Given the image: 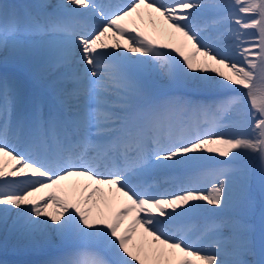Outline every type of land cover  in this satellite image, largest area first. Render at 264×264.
<instances>
[{
    "label": "snow or ice",
    "instance_id": "obj_1",
    "mask_svg": "<svg viewBox=\"0 0 264 264\" xmlns=\"http://www.w3.org/2000/svg\"><path fill=\"white\" fill-rule=\"evenodd\" d=\"M0 53L28 77L0 76V250L57 237L56 255L19 264H264V212L258 252L244 218L254 182L264 204V0L0 4ZM151 62L235 94L158 99L141 79ZM242 158L258 177L227 167ZM204 161L175 191L149 183Z\"/></svg>",
    "mask_w": 264,
    "mask_h": 264
},
{
    "label": "bare ground",
    "instance_id": "obj_2",
    "mask_svg": "<svg viewBox=\"0 0 264 264\" xmlns=\"http://www.w3.org/2000/svg\"><path fill=\"white\" fill-rule=\"evenodd\" d=\"M38 0H0V4L4 5H14L17 7V9L21 12H23V6L26 5H32L37 3ZM50 4H56L61 2V0H47ZM3 54L0 53V57H2ZM6 75L9 79H24L28 80L27 74L24 70V62L21 60L13 59L12 57H9V60L7 64H5L2 59H0V76ZM141 79L143 80L146 87L149 89V91L158 99H164L167 97H186L188 99H194L203 103H212L213 101H217L219 99H222L227 96L234 95L231 90L227 89L226 91H222L223 93H216L220 88H209V89H193L184 81H171L169 77L163 73L158 66L155 65L154 62L148 63L144 66V71L141 74ZM29 84L33 88H37L33 85L31 81H29ZM46 101L50 99V97L45 98ZM233 117L229 115L225 118L224 123L229 124L231 123ZM201 125L202 127H207L203 123V118H201ZM220 131L228 132L231 129L221 128ZM223 159V158H218ZM205 167L201 170H210L215 165L212 161H204L202 162ZM257 164V170L254 172L252 169L254 164ZM244 165H247L253 172L254 176H259V161L255 158L248 159V158H242L237 161H233L231 165H227V167H230L233 169V173L236 174L238 169ZM200 168H182L177 169L176 171L178 175H182L184 172H192L193 170L198 171ZM162 175L158 176H151L150 178L154 181L156 179H159ZM257 186V189H253V199L254 204L251 209H249L246 213V216L244 217L248 223L254 225L255 231L253 232V240L257 248V252L259 250V242H260V226H261V214L264 212V204H262V197L260 194V189L258 183L254 182ZM175 187H172L169 185H166V187L161 188L160 190H154L158 192H164V191H175L178 187V184L174 185ZM237 214V210L234 208H229L226 212L222 213L221 215L226 216H233ZM215 214L214 213H205L204 217H198L192 218L193 224H200L203 222V219L206 218H212ZM60 246V240L57 237L52 238V244L49 245L45 250L49 251L41 256H36L33 254V252L25 253L20 251H14L12 248V245L9 244V247L7 250H0V254L2 255V258H0V262H7V264H19L21 261H36V260H45L50 259L52 256L56 255L57 249ZM258 256V255H257ZM257 256H249L247 259L251 262L257 259Z\"/></svg>",
    "mask_w": 264,
    "mask_h": 264
},
{
    "label": "rangeland",
    "instance_id": "obj_3",
    "mask_svg": "<svg viewBox=\"0 0 264 264\" xmlns=\"http://www.w3.org/2000/svg\"><path fill=\"white\" fill-rule=\"evenodd\" d=\"M222 88H220L219 90H221ZM253 169V171L254 172H256V170H257V164L255 163L254 165H253V167H252ZM259 171H260V168H259ZM253 189H256L257 191H258V189H257V186H256V184L254 183V185H253ZM259 258V256H257V259Z\"/></svg>",
    "mask_w": 264,
    "mask_h": 264
}]
</instances>
